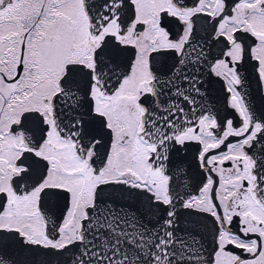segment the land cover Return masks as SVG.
<instances>
[{
	"label": "snow or ice",
	"instance_id": "obj_1",
	"mask_svg": "<svg viewBox=\"0 0 264 264\" xmlns=\"http://www.w3.org/2000/svg\"><path fill=\"white\" fill-rule=\"evenodd\" d=\"M0 264H264V0H0Z\"/></svg>",
	"mask_w": 264,
	"mask_h": 264
},
{
	"label": "flooded vegetation",
	"instance_id": "obj_2",
	"mask_svg": "<svg viewBox=\"0 0 264 264\" xmlns=\"http://www.w3.org/2000/svg\"><path fill=\"white\" fill-rule=\"evenodd\" d=\"M257 104H260V101H259V99L257 100Z\"/></svg>",
	"mask_w": 264,
	"mask_h": 264
}]
</instances>
